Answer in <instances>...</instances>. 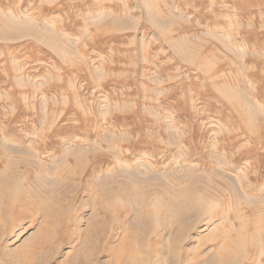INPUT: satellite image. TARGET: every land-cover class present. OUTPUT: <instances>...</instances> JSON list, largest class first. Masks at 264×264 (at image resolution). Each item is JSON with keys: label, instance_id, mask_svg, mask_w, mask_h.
<instances>
[{"label": "rangeland", "instance_id": "rangeland-1", "mask_svg": "<svg viewBox=\"0 0 264 264\" xmlns=\"http://www.w3.org/2000/svg\"><path fill=\"white\" fill-rule=\"evenodd\" d=\"M0 264H264V0H0Z\"/></svg>", "mask_w": 264, "mask_h": 264}, {"label": "bare ground", "instance_id": "bare-ground-1", "mask_svg": "<svg viewBox=\"0 0 264 264\" xmlns=\"http://www.w3.org/2000/svg\"><path fill=\"white\" fill-rule=\"evenodd\" d=\"M79 149V148H78ZM112 186H113V184H112ZM40 188V187H39ZM36 190V189H35ZM114 190V189H113ZM101 191V190H100ZM65 194V193H64ZM54 195V194H53ZM6 196V195H5ZM96 200V199H95ZM149 215V214H148ZM99 220V219H98ZM102 223V222H101ZM96 234V233H95ZM92 240H94V239H92ZM96 240H98V239H96ZM90 241H91V239H90ZM84 244V243H83ZM99 244V243H98ZM92 249V248H91ZM82 253V252H81ZM77 255V254H76Z\"/></svg>", "mask_w": 264, "mask_h": 264}]
</instances>
